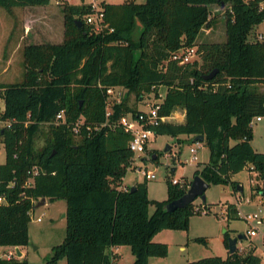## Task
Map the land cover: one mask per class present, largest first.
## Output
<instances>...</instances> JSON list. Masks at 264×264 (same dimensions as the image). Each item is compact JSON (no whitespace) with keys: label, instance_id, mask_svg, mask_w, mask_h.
<instances>
[{"label":"trees","instance_id":"trees-1","mask_svg":"<svg viewBox=\"0 0 264 264\" xmlns=\"http://www.w3.org/2000/svg\"><path fill=\"white\" fill-rule=\"evenodd\" d=\"M50 2L0 0V6L11 10ZM212 3L229 5L227 39L198 45L201 30L213 23ZM102 6L114 31L96 33L85 22L93 11L91 3H65L64 41L27 45L24 79L0 83V118L9 122L0 130L6 150L0 164V246H28L36 202L64 199L66 234L47 264H113L109 249L124 245L135 256L133 264H150L151 258L169 253L168 244L154 241L156 234L189 228L194 203L172 211L165 205L182 197L191 180L174 183L168 175V198L161 201L149 198L147 179L137 181L134 189L123 188L134 154L129 147L132 135L120 122L139 111L130 102L132 93L138 100L151 92L159 98L165 86L160 115L183 108L185 120L163 121L154 128L156 136L168 135L181 143L180 136L193 141L204 135L211 159L199 164L194 176L238 188L232 176L250 164V174L262 181L251 185V197L260 195L264 202V152L251 143L252 121L264 117V39H259L264 29L258 28L264 25V0H105ZM184 47H196L200 59L185 64L172 60L171 54ZM215 69L217 74L206 79ZM112 86L128 91L107 118V88ZM60 111L65 122L55 124ZM81 118L84 124L76 133L73 126ZM44 124L50 134L37 150L36 137ZM36 165L41 171L34 184L27 185L28 172ZM226 215L229 221L239 219L238 205L228 204ZM229 238L227 230V248ZM256 251L255 245L244 254L237 249L226 257L185 264H262ZM0 264L30 263L26 257H0Z\"/></svg>","mask_w":264,"mask_h":264},{"label":"rangeland","instance_id":"rangeland-1","mask_svg":"<svg viewBox=\"0 0 264 264\" xmlns=\"http://www.w3.org/2000/svg\"><path fill=\"white\" fill-rule=\"evenodd\" d=\"M93 0H51L48 5H35L15 7L11 10L0 6V83H18L24 79L25 56L24 48L30 44H56L65 39V26L63 6L65 3L79 4L82 2L91 3ZM105 1V0H104ZM110 3H122L125 0H106ZM143 3L146 0H136ZM228 4H209L211 19L210 27H204L197 39V44L224 42L226 34V14ZM85 18V17H84ZM29 25V28L27 27ZM259 30L264 29L261 24ZM135 35H138L136 31ZM136 37V36H135ZM200 55L195 56L200 59ZM261 89L263 87L261 86ZM128 91L119 88L111 100L114 102L117 97L124 96ZM160 101L164 99L166 87L159 89ZM130 102L139 108L148 109L147 104L157 101L153 92L145 93L143 99H137L134 93L129 96ZM3 99L0 98V106L3 107ZM185 112L178 108L167 119L169 122H184ZM9 126V122L0 118V130ZM50 127L44 124L36 137V149H41L49 137ZM182 142L168 135H158L153 140L152 150H157L158 160H153L154 152L149 151V159L143 167H147L155 173L156 178L148 180L149 198L151 200H165L168 198L167 176L172 175L174 179L193 180L194 172L199 164L207 163L211 159V152L203 142L197 144L187 136H180ZM251 143L255 150L264 152V117L262 120L253 122V139ZM170 145V149L166 147ZM198 148V162H190L191 148ZM6 160V150L3 138L0 135V164ZM139 162V159L137 160ZM139 165V164H138ZM176 170L173 171V168ZM247 165L245 169L234 174L232 180L243 187V192L230 184H210L205 192L206 199L198 197L193 203L200 207L190 218L188 230L164 229L158 233L154 241L168 244L169 253L166 257H153L156 264H185L201 258L219 255L226 257L229 249L225 246V232L229 230V236L235 237L238 234H245L251 227L257 228L258 235L238 241V250L246 253L257 245V253H261L264 237V202L260 195L251 197V185L262 184L261 179L254 173L250 174ZM142 173L134 168L129 169L123 180L124 184L135 185L136 181H143ZM235 203L240 211L239 219L227 220V205ZM155 210L151 204L150 213ZM207 211V212H206ZM66 212V201L64 199L51 200L33 209L30 222V244L25 247L26 258L30 264H47L53 254V247L60 244L66 234V219L63 217ZM258 215V218L246 220L247 215ZM42 216L41 222L34 218ZM205 237V242L197 241L196 238ZM128 247V246H127ZM130 248H127L129 251ZM8 247L1 246L0 253L5 254ZM131 251V250H130ZM132 254V252H131ZM131 257L124 254L119 262L130 264ZM118 262V261H117ZM59 264H67L62 260Z\"/></svg>","mask_w":264,"mask_h":264},{"label":"built area","instance_id":"built-area-1","mask_svg":"<svg viewBox=\"0 0 264 264\" xmlns=\"http://www.w3.org/2000/svg\"><path fill=\"white\" fill-rule=\"evenodd\" d=\"M104 0H93L92 1V8L93 11L85 16V22L92 27V30L96 33H100L105 30H109L110 32L114 31L113 28L109 25V23L105 19V10L102 6V2ZM259 39H264V34H259ZM197 56V49L196 47H184L181 48L171 54L172 60H177L181 64H185L188 62H191L194 57ZM120 87H108L107 88V118H109L113 112V105L114 103H120L121 98L117 97L115 100L112 101L111 98L114 97L115 93L119 90ZM118 95H120V92H117ZM160 98V97H159ZM157 98V101H153L152 103L147 104L148 109L140 108L136 115L130 114L127 116H123L121 119L120 124L124 126V129L127 132H130L132 135V138L129 143L130 150L133 152L134 156L132 159V165L131 168H134L138 171H140L144 177V179L150 180L153 178H156V175L151 170H148L147 167H143V164L140 162H143L146 164V161L149 159V145L150 143L155 139L156 132L154 130L155 127L160 125L163 121H167V119L170 116H161L160 115V99ZM254 120L260 121L262 120V117H256ZM252 121V124L254 122ZM65 122V113L64 111H60L53 123L60 124ZM84 124V119L81 118L74 126L73 130L76 133H79L80 126ZM201 142H197L199 144ZM139 159V162L137 160ZM190 162H198V148L192 147L191 148V158L189 160ZM139 164V165H138ZM41 171L39 166H34L32 169L29 170V178L27 180V185H33L35 182V176L39 174ZM183 181V180H182ZM180 179H173L174 183L182 182ZM128 186H124L123 188H127ZM3 198L0 197V202H3ZM195 211H200V207H194ZM207 212V211H206ZM33 211H31V217H32ZM240 215V211H239ZM246 220L250 221L251 219L258 218V215H247L245 216ZM38 222L43 220V217H37L34 218ZM258 234L257 228L251 227L247 231V235L249 237L256 236ZM17 257V252L15 250H10L7 254L8 259ZM262 264H264V237H263V247H262Z\"/></svg>","mask_w":264,"mask_h":264},{"label":"water","instance_id":"water-1","mask_svg":"<svg viewBox=\"0 0 264 264\" xmlns=\"http://www.w3.org/2000/svg\"><path fill=\"white\" fill-rule=\"evenodd\" d=\"M76 23L78 24L79 27H81L83 25L81 20H76ZM217 72H218V69L213 70L211 73L206 75V79L213 78L217 74ZM204 138H205L204 135H197L196 137H194L193 141L194 142H203ZM167 149H170V145L166 148V150ZM154 158H155V156H154ZM173 171H175V168L173 169ZM209 186H210L209 182H207L200 175H196L194 177V179L192 180L188 191L182 197L167 203L165 205V208L167 210L172 211V210H175L177 208L186 207L190 203H193L198 197H202L205 200L206 199L205 192L209 188ZM132 188L134 189L135 185H133ZM238 190L243 192L242 185H240V184L238 185ZM45 200L46 199L43 198L42 201H40L38 203V205L44 204ZM65 216H66V213H64V217ZM246 236H247L246 234H239L235 237L229 238L230 252L231 253H234L237 251V248H238L237 242L239 240L244 239ZM18 254L21 255V251H19Z\"/></svg>","mask_w":264,"mask_h":264},{"label":"crops","instance_id":"crops-1","mask_svg":"<svg viewBox=\"0 0 264 264\" xmlns=\"http://www.w3.org/2000/svg\"><path fill=\"white\" fill-rule=\"evenodd\" d=\"M64 14V13H63ZM64 16V15H63ZM63 25L65 26V18H64V22H63ZM27 27L29 28V25H27ZM65 30V29H64ZM64 41V39L62 40V42ZM62 42H60V43H62ZM139 108V107H138ZM140 109V108H139ZM152 143H153V141L150 143V145H149V151L150 150H152V148L154 147L153 145H152ZM168 147V146H167ZM166 147V148H167ZM155 150V149H154ZM153 151V150H152ZM156 157L157 155L154 153V155H153V157ZM174 169V168H173ZM175 170H176V167H175ZM137 182V181H136ZM135 182V183H136ZM123 185L124 186H129V184H124L123 183ZM131 186V185H130ZM46 200H45V203L44 204H46L47 203V199L48 198H45ZM40 201H42V199H40L39 201H37L36 202V206L35 207H37V206H40V205H38V203L40 202ZM44 204H41V205H44ZM35 207H34V209H35ZM33 211V210H32ZM66 213V212H65ZM38 217H40V216H38ZM63 217H64V215H63ZM65 219H66V216L64 217ZM31 219H32V217H31ZM35 221H37L36 219H35ZM38 222V221H37ZM41 222V221H40ZM29 227H30V225H29ZM226 233V232H225ZM246 235H247V233H245ZM158 234H156V236H157ZM239 235V234H238ZM258 235V234H257ZM256 235V236H257ZM156 236L154 237V239L156 238ZM249 236L247 235L244 239H242V240H244L245 241V239H247ZM242 240H239V241H242ZM230 245V244H229ZM254 245H256L255 243H254ZM29 246V245H28ZM226 246V245H225ZM257 246V245H256ZM1 247V246H0ZM4 247H8V249H9V251L10 250H15L16 252H17V258H20V259H23L24 257H26V254H25V247L26 246H4ZM127 248H130L129 246L127 247V246H114V247H112V248H110L109 249V252L111 253V255L113 256V264H123V263H120L119 261L121 260V259H123V256H124V254H127L129 257H131V262H130V264H133V262H134V260H135V256L133 255V253L131 254V252L132 251H130L131 250V248L129 249V251H127ZM229 249V252H230V247L228 248ZM8 251V252H9ZM19 251H21V255H19L18 254V252ZM8 252L7 253H5V254H1L0 253V257H3V258H6L7 257V254H8ZM257 252V251H256ZM231 253V252H230ZM229 254V253H228ZM259 255H261V257H262V251H261V253H259ZM118 261V262H117ZM150 264H156V262L155 261H153V258H151L150 259Z\"/></svg>","mask_w":264,"mask_h":264}]
</instances>
